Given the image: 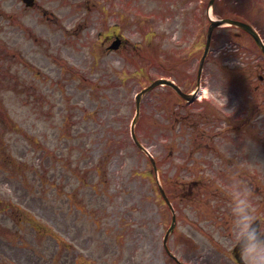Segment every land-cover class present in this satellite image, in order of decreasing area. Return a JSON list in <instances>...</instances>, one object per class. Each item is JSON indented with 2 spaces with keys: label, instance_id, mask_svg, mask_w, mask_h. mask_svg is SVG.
I'll return each instance as SVG.
<instances>
[{
  "label": "rangeland",
  "instance_id": "374dc122",
  "mask_svg": "<svg viewBox=\"0 0 264 264\" xmlns=\"http://www.w3.org/2000/svg\"><path fill=\"white\" fill-rule=\"evenodd\" d=\"M208 1L0 0V264H171V213L130 124L135 94L158 77L194 89ZM214 2L212 18L244 14L264 40V0ZM108 26L125 47L96 46ZM201 87L189 104L157 86L136 124L187 264L225 259L237 229L227 240L218 222L241 215L232 196L264 212V56L249 34L213 31Z\"/></svg>",
  "mask_w": 264,
  "mask_h": 264
},
{
  "label": "clouds",
  "instance_id": "9594fccd",
  "mask_svg": "<svg viewBox=\"0 0 264 264\" xmlns=\"http://www.w3.org/2000/svg\"><path fill=\"white\" fill-rule=\"evenodd\" d=\"M248 207L246 201L237 203V211L241 213L236 222L237 240L240 241L241 252L248 264H264V239L252 228L253 215L247 211Z\"/></svg>",
  "mask_w": 264,
  "mask_h": 264
},
{
  "label": "water",
  "instance_id": "95a60500",
  "mask_svg": "<svg viewBox=\"0 0 264 264\" xmlns=\"http://www.w3.org/2000/svg\"><path fill=\"white\" fill-rule=\"evenodd\" d=\"M227 21H228V22H231V23L238 24V25L242 26L244 29H248V30H250L249 27H248L247 25H244V24H242V23H240V22H233V21H231V20H227ZM218 23H221V22L218 21V22H216V23H213L212 26H215V25L218 24ZM210 29H212V27H211ZM250 31H251V30H250ZM251 32H252V31H251ZM253 34H254V33H253ZM254 35H255V34H254ZM208 42H209V35H208V41H207V44H208ZM158 83H166V84H169V85H171L173 88H175L176 91H177L179 94H181V96H185V95L179 90V88H178L177 86H175L172 82H170V81H168V80H165V79H159V80H156V81H155L153 84H151L150 86H147V88L144 89L140 94H138V96H137L136 98L139 99L138 97H140L142 93L146 92L147 90H149L150 88H152V86H154L155 84H158ZM137 116H138V111H137V113H136L135 118H137ZM135 118H133V119H134V120H133V124H134V122L136 121Z\"/></svg>",
  "mask_w": 264,
  "mask_h": 264
}]
</instances>
